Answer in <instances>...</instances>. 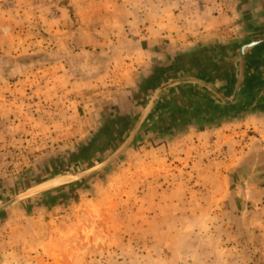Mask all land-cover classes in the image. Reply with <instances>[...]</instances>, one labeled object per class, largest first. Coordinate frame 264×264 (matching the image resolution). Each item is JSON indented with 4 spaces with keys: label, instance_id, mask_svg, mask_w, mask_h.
<instances>
[{
    "label": "rangeland",
    "instance_id": "374dc122",
    "mask_svg": "<svg viewBox=\"0 0 264 264\" xmlns=\"http://www.w3.org/2000/svg\"><path fill=\"white\" fill-rule=\"evenodd\" d=\"M103 1L105 11L124 19L131 13L134 19L125 28L112 26L107 43L97 33L89 44L87 34L69 32L77 18L61 19L62 10L76 13L71 0H0V46H26L20 53L0 52V125L12 121L11 130L0 127V206L22 194L0 211V238L14 239L12 247L0 249V264H156L153 258L165 256V236L158 235L165 230V210L154 208L165 203L168 183L165 133L149 126L145 138L112 164L88 172L107 163L135 125L125 111L146 82L141 69L150 66L143 38L159 33L165 19L196 22L203 11H219L237 0ZM19 76L27 78L22 93L11 91ZM175 147L170 157L177 154Z\"/></svg>",
    "mask_w": 264,
    "mask_h": 264
},
{
    "label": "crops",
    "instance_id": "0c3cea01",
    "mask_svg": "<svg viewBox=\"0 0 264 264\" xmlns=\"http://www.w3.org/2000/svg\"><path fill=\"white\" fill-rule=\"evenodd\" d=\"M103 3L71 0L76 13L62 10L61 19L77 18L69 32L80 37L87 34L89 44L97 33L107 43L112 26L125 28L133 16L129 13L124 19L105 11ZM188 21L167 23L165 19L159 33L143 38L141 50L145 64H150L141 69L146 82L134 92L136 99L127 115L117 109L128 122L136 124L158 87L174 79L204 81L233 98L239 50L264 35V0H237L219 11H203L196 22L193 17ZM25 47L3 45L0 52L20 53ZM34 78L39 82L40 75ZM26 81L19 76L11 91L22 93ZM237 116L246 119L235 123ZM11 122L8 119L0 127L8 128ZM149 126L165 133L168 182L165 203L154 206L165 210V230L158 232L160 239L165 236V256L153 262L173 264L189 258L194 264H264V41L246 52L245 78L235 104L219 102L200 85H176L157 98L135 140L144 139ZM172 146L178 147L177 156L170 157ZM13 242V238H0V249L3 244L12 247Z\"/></svg>",
    "mask_w": 264,
    "mask_h": 264
},
{
    "label": "water",
    "instance_id": "95a60500",
    "mask_svg": "<svg viewBox=\"0 0 264 264\" xmlns=\"http://www.w3.org/2000/svg\"><path fill=\"white\" fill-rule=\"evenodd\" d=\"M263 41H264V35L258 37L257 39H255L251 43H248V44L244 45L239 50L240 68H239L238 80H237V85H236V89H235L233 98H228V97L224 96L218 89H216L215 87H213L212 85H210L209 83H206L204 81H199V80H195V79H174V80H171V81H167L166 83L164 82L154 92V94L150 98V101L148 102L146 107L142 110V112H141L136 124L134 125L132 131L129 133L128 139L125 141V143L123 144L121 149L107 163H105L104 165H102L101 167H99L97 169H94V170L91 169L88 172V174H94V173H97L98 171H101L102 169H104L108 165L112 164L120 156H122V154L134 142L137 134L139 133L140 129L142 128V126L144 125L145 121L147 120L149 114L153 110V107L156 104L157 98L160 97L168 88H171V87L176 86V85H181V84L200 85L204 89H207L209 92H211L219 102H221L223 104H235L238 101V98L240 96V92H241V89H242L243 81H244V78H245L246 52H247L248 49L258 45L259 43H261ZM239 117H242V116H238V119H239ZM82 175H84V174H81V175H66V176L56 177V178L47 180V181L41 183L38 186L30 188L28 191L31 192V191H36V190L48 189V188H51L52 185L65 184L66 182H70L74 178H76V177L79 178ZM72 177H74V178H72ZM21 195L22 194L17 195L16 197H14L10 201H8L6 204L0 206V211L5 209V208H7V207H9L10 205L16 203L17 201H19L21 199Z\"/></svg>",
    "mask_w": 264,
    "mask_h": 264
},
{
    "label": "built area",
    "instance_id": "2783aa9c",
    "mask_svg": "<svg viewBox=\"0 0 264 264\" xmlns=\"http://www.w3.org/2000/svg\"><path fill=\"white\" fill-rule=\"evenodd\" d=\"M173 264H194L192 261L190 260H181V261H178V262H175Z\"/></svg>",
    "mask_w": 264,
    "mask_h": 264
}]
</instances>
